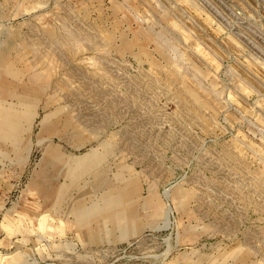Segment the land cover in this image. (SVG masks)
I'll return each instance as SVG.
<instances>
[{"label": "rangeland", "instance_id": "rangeland-1", "mask_svg": "<svg viewBox=\"0 0 264 264\" xmlns=\"http://www.w3.org/2000/svg\"><path fill=\"white\" fill-rule=\"evenodd\" d=\"M0 264H264V0H0Z\"/></svg>", "mask_w": 264, "mask_h": 264}, {"label": "bare ground", "instance_id": "bare-ground-1", "mask_svg": "<svg viewBox=\"0 0 264 264\" xmlns=\"http://www.w3.org/2000/svg\"><path fill=\"white\" fill-rule=\"evenodd\" d=\"M66 167V166H65Z\"/></svg>", "mask_w": 264, "mask_h": 264}]
</instances>
